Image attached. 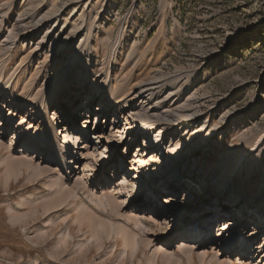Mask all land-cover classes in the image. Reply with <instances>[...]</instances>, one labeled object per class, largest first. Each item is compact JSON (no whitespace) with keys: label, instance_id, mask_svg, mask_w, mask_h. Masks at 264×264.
Masks as SVG:
<instances>
[{"label":"rangeland","instance_id":"1","mask_svg":"<svg viewBox=\"0 0 264 264\" xmlns=\"http://www.w3.org/2000/svg\"><path fill=\"white\" fill-rule=\"evenodd\" d=\"M0 71V264H264L252 246L264 244V0H0ZM67 77L73 117L99 95L87 124L99 144L82 138L87 149L63 171L35 148L53 131L34 106ZM104 88L125 101L105 102L102 118ZM170 156L179 180L161 178ZM224 169L239 174L221 203L243 205L213 220L202 244L181 240V218L207 211L182 203L202 204ZM243 213L263 236L249 252L239 229L233 257L212 252L218 221L231 232Z\"/></svg>","mask_w":264,"mask_h":264},{"label":"bare ground","instance_id":"2","mask_svg":"<svg viewBox=\"0 0 264 264\" xmlns=\"http://www.w3.org/2000/svg\"><path fill=\"white\" fill-rule=\"evenodd\" d=\"M112 53H113V50H112ZM114 53L117 54V52H115V50H114ZM77 61H78L77 62L78 65H82L83 64L84 67L85 66L89 67L93 60L90 57L85 56L83 54L80 57V59L77 60ZM3 69H1L2 72H3ZM90 69H91V67H90ZM0 74H1V71H0ZM61 81L62 80L59 79V83L55 84L48 91H46L44 99L43 100L40 99V101L35 102V106H34V108L36 109L34 114L40 113L42 118H44L48 123H51L50 125L52 126V131L53 132L52 133L46 132L45 134H41V133L38 134V129H36L34 131L33 135H32V139L38 134L37 141L42 142L43 148L40 149V148H38V146H36L35 148H37V151L38 152L41 151L40 153L42 155H44L43 157H46V156L50 157V160H51L50 165L51 166H58L63 171H66V170H69L70 168H72V169L75 168V163H77V158L79 157V155H81L80 149H87L86 145H84L85 142L84 141L81 142L82 138H84L86 140V139H89V137H90V139L92 137L93 138V142L96 145L99 144V138L95 134V130H97V126L94 128L93 131H90V129H88V127H87V124H88V121H89V116H90L88 112L91 110V106H93V103H95V101H97V99H99V97H98L99 95H95L92 92L88 93L86 95V99L88 98V101L83 106V108L80 111H78L76 116L73 117V114L71 115L70 108L66 106L64 101L67 100V97L71 96V91H73L74 88H71L70 78L69 77H67V79L65 80V83H64L63 86L60 85ZM19 83H20V80H19ZM25 85H26V83H25ZM5 86H6V83H5ZM114 91H116V90H114ZM26 92H28V91H26ZM30 92H31V90H30ZM118 92L119 91H117V93ZM99 94L102 96V98L100 99L102 104L100 105L99 108L94 109V111H96V113L102 114V118L103 117H107L108 114H109V113H107L108 108L105 105V102H106V104L107 103L110 104L111 107H116L119 104L123 103V101H125L124 100L125 99L124 96H123V98H120V99L114 98V92H111V90H109L107 88H104V90L102 92H99ZM120 95H121V93H120ZM115 96H117V94ZM18 97H20V96H18ZM63 97H65V98H63ZM30 99H32V98H30ZM55 104L58 105V106L59 105L61 106V110H60V114H59L60 116L59 115L57 116V113H59V111H58V112L55 113L56 117L54 115H52L51 114V110H49ZM92 117H93V114H92ZM82 119H83L82 125H81V127H79V122ZM36 121L38 122V119H36ZM146 123H148V122H146ZM3 127H4V124H3L2 120H0V129H2ZM29 127H30V124L28 125L27 128L24 129V131H22V132L14 131L13 134L15 136H17V135H19L21 133H23V135H26L25 131L27 129H29ZM75 134L77 136L76 140L71 143L70 149L65 151V149H67V143L69 141H71V139L73 138V136ZM139 135H144V132L143 133H139ZM151 136H153V135H151ZM16 139H19V137H17ZM55 142L58 143L57 150L54 149L55 148L54 147L55 146ZM117 143L118 142H115V143L112 142L108 147H110L111 149L112 148L114 149V148H116ZM24 145L25 146H30L32 144L25 140ZM148 145H150V144H148ZM104 148H105L104 145H101V147L99 148V149H103L101 151L102 152V156H101V160H100V163H99L100 170H102V168L104 166V162H105V154H106L105 152L106 151H105ZM147 149H150V150L153 151L154 147L149 146V147H147ZM160 149H161V151H165L164 150L165 149L164 145H162L160 147ZM19 152L23 153V152H25V150L22 149ZM26 154H27V152H26ZM188 160H189V158H186L182 162H186ZM169 161H168L169 165L165 166V168H164L165 171H164V174H162L161 178L162 177L166 178V176L168 174H172L173 176L175 175V177H176L175 179L179 180L180 176H181V173H182L181 167L177 168L178 164L172 166L173 163H175L176 160L175 159L172 160L171 156L169 157ZM233 170H234V168H233ZM223 171H224V175H222V177L216 179L213 182V185H216L212 189L213 192H205V193L210 194V195L208 196V198L205 201L202 202V204L200 202H198L196 205H194V203H195V199L194 198H190L189 201H185V202L182 203V205H186L187 206V209H191V208L195 209V208H197V207H199L201 205L207 206V209H206L207 211L205 212L204 216H202V217L199 214H196V215L193 216V218H190V219L181 218L180 224H178L177 229H176V233L178 235H180L181 240H183V241H194V242H196L198 244H202V241L204 242V240L208 239L210 231H211V229L213 227V224H212L213 220L219 219L221 217H224V218H226L228 216L231 217V216L235 215V213L237 212L238 208L241 205H243V203H244L243 200L245 198H243L242 201H240V203L235 204L234 206H232V208H230L227 205L221 203L222 202L221 200H223V199H225L224 202L229 200V199H226V198L233 192L232 189H233L234 186L232 185V183L234 184V182H236L235 178H237V176L239 174V171L236 173L235 176L233 175V172H231V173L228 172L227 173V171H225V169ZM187 178H189V180L187 181L188 187L191 190H193V186H191V182L194 180L192 173L189 174ZM248 178L249 179H248L247 183L249 182L251 177H248ZM198 184H199V188L200 189H208L209 188V186H207L204 181H199ZM246 186L247 185H245V187ZM182 188H183V186H182ZM180 189L181 188H179V190ZM246 190H247V188H246ZM243 193L245 195L246 191H244ZM258 201L259 200L254 199L252 201V206L250 205V208L251 207H253V208L257 207L258 208L259 207ZM231 203H234V201L231 200ZM221 205H223L224 207L227 206V208L225 207L226 209L224 208L225 211L222 210ZM263 214L264 213H258V216L259 215H263ZM239 217L240 218L236 221V223L231 225L228 228V229L232 230L231 232H229V231L227 232V230H225V225H226L225 224V220L218 221L220 223V225L223 224V226L220 227V229H219L220 231L222 230V232L218 236L219 238L216 240V243L213 244L214 246H212V249H211L212 252L216 253L218 256H224V255L228 254L229 256L233 257V254H229V253L225 252V249L230 244H232V246H234L233 244L237 243L236 235H237V231L239 229L241 231V236H242V242H241L240 246H242L243 249L245 248V250H248L249 252L251 251L249 249V245L251 243V239L250 238L252 237V239L255 238L254 240H257L258 238L263 236L261 234V228L259 227L258 222L257 223H252V226H248L247 225L248 221L245 218V213L241 214ZM202 220L204 222L201 224ZM194 235H195V238H194ZM252 246H253V248H255V247L257 248L258 247L261 255H264V244L256 243V244L253 245V242H252ZM235 248L236 247H233L234 251H236ZM261 255L258 254V258Z\"/></svg>","mask_w":264,"mask_h":264}]
</instances>
